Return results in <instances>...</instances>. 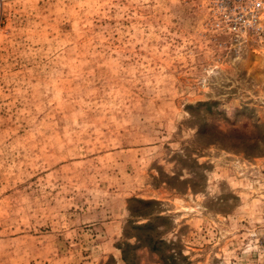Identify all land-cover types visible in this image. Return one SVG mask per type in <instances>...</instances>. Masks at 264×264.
<instances>
[{
    "label": "rangeland",
    "instance_id": "rangeland-1",
    "mask_svg": "<svg viewBox=\"0 0 264 264\" xmlns=\"http://www.w3.org/2000/svg\"><path fill=\"white\" fill-rule=\"evenodd\" d=\"M0 264H264V42L200 0H0Z\"/></svg>",
    "mask_w": 264,
    "mask_h": 264
},
{
    "label": "built area",
    "instance_id": "built-area-1",
    "mask_svg": "<svg viewBox=\"0 0 264 264\" xmlns=\"http://www.w3.org/2000/svg\"><path fill=\"white\" fill-rule=\"evenodd\" d=\"M211 24L234 39L264 42V0H200Z\"/></svg>",
    "mask_w": 264,
    "mask_h": 264
}]
</instances>
